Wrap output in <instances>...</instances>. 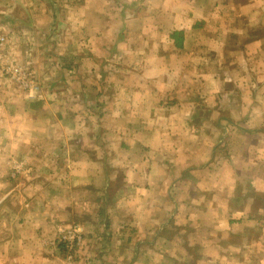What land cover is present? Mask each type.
Wrapping results in <instances>:
<instances>
[{
	"label": "crops",
	"instance_id": "0c3cea01",
	"mask_svg": "<svg viewBox=\"0 0 264 264\" xmlns=\"http://www.w3.org/2000/svg\"><path fill=\"white\" fill-rule=\"evenodd\" d=\"M37 1L0 0V264H264V0Z\"/></svg>",
	"mask_w": 264,
	"mask_h": 264
},
{
	"label": "built area",
	"instance_id": "2783aa9c",
	"mask_svg": "<svg viewBox=\"0 0 264 264\" xmlns=\"http://www.w3.org/2000/svg\"><path fill=\"white\" fill-rule=\"evenodd\" d=\"M4 40L5 39L3 37H0V45L1 43L4 42ZM2 71L5 74L15 78V80H17L24 88H26L30 84V82L28 81L29 76L21 72L18 68L8 65L6 67H3ZM61 236H62L61 237L62 241L65 243V248L67 249L68 252V258L71 259L74 247L77 246V244H79L81 240L80 232L72 228L68 231L62 232Z\"/></svg>",
	"mask_w": 264,
	"mask_h": 264
},
{
	"label": "rangeland",
	"instance_id": "374dc122",
	"mask_svg": "<svg viewBox=\"0 0 264 264\" xmlns=\"http://www.w3.org/2000/svg\"><path fill=\"white\" fill-rule=\"evenodd\" d=\"M37 1V0H36ZM57 1L59 2V3H62V6L60 7V9L63 7V10H65L66 9V7H67V5H73V6H76V5H78L79 4V2H80V0H56V3H57ZM33 2V4L32 3H30V4H32L33 6L35 5L34 4V1H32ZM39 4L40 3H43V2H45V0H38L37 1ZM90 3H94V1L93 0H88L87 1V3H86V7H87V9H86V11H88L89 12V10H92V9H94V7H96L97 5L96 4H94V5H90ZM111 3L108 1V2H106V3H102V7H103V9L104 10H106V9H108V8H106L107 6H109ZM64 5V6H63ZM105 6V7H104ZM108 11V10H107ZM72 12V11H71ZM118 12H119V10H118ZM73 15V13H70V15H67L65 18H64V21H66V22H74L75 20H76V18H75V16H72ZM120 15V14H119ZM118 17H120L121 18V16H118ZM117 17V18H118ZM91 22H93V20H91V19H87L86 20V22L85 23H87L88 24V26H91L92 24H91ZM116 27V26H115ZM75 35V34H74ZM76 37H78L77 35H75ZM73 35L72 34H67L66 35V39L67 40H69V41H73ZM106 40L109 42V43H112V40H111V38L110 37H106ZM6 52V51H5Z\"/></svg>",
	"mask_w": 264,
	"mask_h": 264
}]
</instances>
